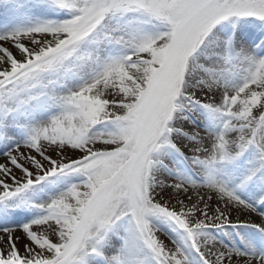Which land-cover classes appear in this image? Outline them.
Returning a JSON list of instances; mask_svg holds the SVG:
<instances>
[{
  "label": "snow or ice",
  "instance_id": "snow-or-ice-1",
  "mask_svg": "<svg viewBox=\"0 0 264 264\" xmlns=\"http://www.w3.org/2000/svg\"><path fill=\"white\" fill-rule=\"evenodd\" d=\"M0 264H264V0H0Z\"/></svg>",
  "mask_w": 264,
  "mask_h": 264
}]
</instances>
